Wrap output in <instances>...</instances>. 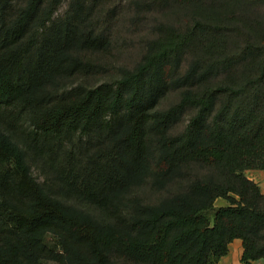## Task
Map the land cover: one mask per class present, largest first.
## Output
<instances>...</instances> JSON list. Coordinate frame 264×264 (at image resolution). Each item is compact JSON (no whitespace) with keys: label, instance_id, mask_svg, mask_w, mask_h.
I'll use <instances>...</instances> for the list:
<instances>
[{"label":"trees","instance_id":"trees-1","mask_svg":"<svg viewBox=\"0 0 264 264\" xmlns=\"http://www.w3.org/2000/svg\"><path fill=\"white\" fill-rule=\"evenodd\" d=\"M121 2L0 0V264H264V0Z\"/></svg>","mask_w":264,"mask_h":264},{"label":"rangeland","instance_id":"rangeland-1","mask_svg":"<svg viewBox=\"0 0 264 264\" xmlns=\"http://www.w3.org/2000/svg\"><path fill=\"white\" fill-rule=\"evenodd\" d=\"M127 2L128 0H122L121 6H126ZM64 8L65 7H62L61 10L63 11ZM260 9L264 11L263 7ZM157 18L169 21H181L183 20V13H179L177 16V14L171 12L170 8H162L154 9L152 12L148 13L147 17L140 23L132 22L130 24L129 20L126 22V18L120 19L119 24H117V43L115 45L113 59L119 63H128L131 65L141 57L147 39L153 34L152 25ZM123 21L126 23H123ZM247 172L250 174L253 172H264V168L247 169ZM260 182V187L264 190V177L261 178ZM226 203L227 201L224 198H218L215 202L216 205H223Z\"/></svg>","mask_w":264,"mask_h":264},{"label":"crops","instance_id":"crops-1","mask_svg":"<svg viewBox=\"0 0 264 264\" xmlns=\"http://www.w3.org/2000/svg\"><path fill=\"white\" fill-rule=\"evenodd\" d=\"M249 170V169H248ZM247 175L257 181L259 185H261V178L264 177V172H253L248 173L246 170ZM264 192V190H262ZM232 244V245H231ZM243 250L242 240L240 238H235L229 246V251L226 255H223L220 260L215 264H242L241 261V254ZM254 264H262V260L253 261Z\"/></svg>","mask_w":264,"mask_h":264}]
</instances>
